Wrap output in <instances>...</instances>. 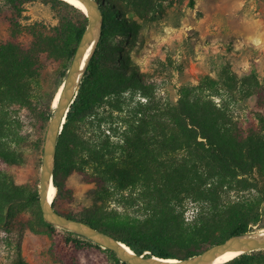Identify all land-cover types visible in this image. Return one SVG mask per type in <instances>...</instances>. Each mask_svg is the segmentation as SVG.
<instances>
[{
    "label": "trees",
    "instance_id": "obj_1",
    "mask_svg": "<svg viewBox=\"0 0 264 264\" xmlns=\"http://www.w3.org/2000/svg\"><path fill=\"white\" fill-rule=\"evenodd\" d=\"M37 1L52 11L74 9L76 18L59 16L54 28L21 25L24 6ZM195 1L190 0L189 7ZM104 9L99 41L58 139L53 170L57 193L52 208L111 236L137 255L149 253L160 259L185 260L234 236L263 230L264 82L253 80L249 85L257 108L244 126L229 125L211 99L184 90L175 104H138L123 121L120 146H111L108 140L98 144L76 132L75 125L88 118L99 127L105 120L99 117V109L120 111L124 94L141 91L135 74L119 61L112 43L125 25L115 9L107 4ZM86 26L84 13L60 0H0V226L16 208L38 206L37 195L15 185L2 169L23 164L18 148L25 140L22 124L11 108L33 114L34 147L41 152L52 103ZM45 60L58 63L59 69L55 84L43 98L33 88L39 85ZM116 150L122 160L116 158ZM180 152L184 155L178 159L175 155ZM73 174L94 185L95 199L118 195L128 206H137L141 214L130 218L101 205L76 215L65 213L56 201L64 180ZM187 201L196 207L190 221L184 217ZM44 224L60 264H125L81 235ZM225 264H264V251L243 254Z\"/></svg>",
    "mask_w": 264,
    "mask_h": 264
},
{
    "label": "rangeland",
    "instance_id": "obj_2",
    "mask_svg": "<svg viewBox=\"0 0 264 264\" xmlns=\"http://www.w3.org/2000/svg\"><path fill=\"white\" fill-rule=\"evenodd\" d=\"M102 1L115 9L125 25L112 43L119 61L135 74L141 91L124 94L120 111L99 109V117L105 118L99 127L92 118L75 125L80 136L120 146L123 121L138 104H175L184 90L191 96L211 99L231 126H244L254 116L257 101L249 85L253 80L264 82V0H196L193 7H189L190 0ZM24 10L23 26L37 23L54 28L59 25V16L76 18L74 9L52 11L38 1L25 5ZM44 66L39 85L33 88L34 94L43 98L55 84L59 64L45 60ZM11 110L22 124L25 140L18 148L23 164L4 165L2 169L15 185L38 195L42 151L34 147L35 117L17 106ZM183 155L180 152L175 157ZM115 156L122 160L119 150ZM86 172L92 169L87 167ZM94 189L84 176L73 174L64 180L56 205L69 215L94 210L96 205L130 218L141 214L137 206H128L118 195L95 199ZM229 196L236 195L231 192ZM185 208V220L190 221L196 207L187 201ZM44 223L39 204L16 208L0 226V264H60Z\"/></svg>",
    "mask_w": 264,
    "mask_h": 264
},
{
    "label": "water",
    "instance_id": "obj_3",
    "mask_svg": "<svg viewBox=\"0 0 264 264\" xmlns=\"http://www.w3.org/2000/svg\"><path fill=\"white\" fill-rule=\"evenodd\" d=\"M78 1H82L87 8L86 13H84L87 17V26L76 47L65 79L58 90V98L52 108L53 111L47 126L46 140L42 149L39 192L37 197L44 222L85 237L102 249L113 252L119 261L125 264H212L225 252L237 251L248 254L264 251V238L257 237V233H251L229 238L224 243L213 246L185 260L160 259L149 256V253L137 255L124 244L88 224L58 214L52 208V204L48 203L46 191L50 181L53 184V170L55 167L58 139L63 130L66 115L77 94L85 67L99 41L104 21V2L102 0ZM90 47L91 50L86 60L83 61ZM120 245L124 246L128 252L120 248Z\"/></svg>",
    "mask_w": 264,
    "mask_h": 264
},
{
    "label": "bare ground",
    "instance_id": "obj_4",
    "mask_svg": "<svg viewBox=\"0 0 264 264\" xmlns=\"http://www.w3.org/2000/svg\"><path fill=\"white\" fill-rule=\"evenodd\" d=\"M60 1L65 2L66 4L72 6L73 8L79 10L82 13H86V11H87V8L82 1H78V0H60ZM90 50H91V47L86 52L83 61L86 60ZM57 98H58V92H57L55 99L52 103V108H53ZM56 192H57V190H56L54 184H52L50 181L48 188H47V191H46V197L48 199V203L52 204V201L54 200V198L56 196ZM256 235H257V237H263L264 238V230L257 232ZM120 248H122L123 250L128 252V250L124 246L120 245ZM242 254H243L242 252H237V251L225 252V253L221 254L212 264H225V263L241 256ZM172 263H174V262H172Z\"/></svg>",
    "mask_w": 264,
    "mask_h": 264
}]
</instances>
